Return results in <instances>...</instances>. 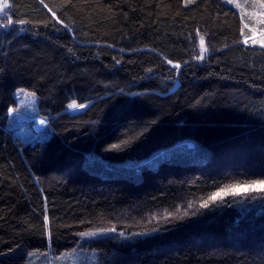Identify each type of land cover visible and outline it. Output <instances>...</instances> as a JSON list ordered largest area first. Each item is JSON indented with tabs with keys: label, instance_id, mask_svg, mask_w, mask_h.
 <instances>
[{
	"label": "trees",
	"instance_id": "16d2710c",
	"mask_svg": "<svg viewBox=\"0 0 264 264\" xmlns=\"http://www.w3.org/2000/svg\"><path fill=\"white\" fill-rule=\"evenodd\" d=\"M8 5L0 264H28L48 245L53 255L95 249L102 264H264V199H253L264 193L200 207L219 188L264 180V47L242 41L239 12L222 0ZM9 17L14 28L2 27ZM18 88L36 93L52 128L45 141L24 143L6 129ZM70 101L88 105L70 113ZM186 138L207 158L144 165L137 178L84 164L87 152L142 159ZM89 232L101 234L83 241Z\"/></svg>",
	"mask_w": 264,
	"mask_h": 264
},
{
	"label": "rangeland",
	"instance_id": "374dc122",
	"mask_svg": "<svg viewBox=\"0 0 264 264\" xmlns=\"http://www.w3.org/2000/svg\"><path fill=\"white\" fill-rule=\"evenodd\" d=\"M196 0H191L185 5H192ZM224 4L229 5L239 12L241 19L242 41L247 44L262 46L260 41H264V17L261 13L264 8L261 4L264 0H232V3H227V0H222ZM4 12H0V20L3 19ZM247 26V27H245ZM257 41L256 44L252 40ZM200 48V45H199ZM207 51L203 54L205 55ZM201 54V48H200ZM16 103L11 108L14 111L7 114L6 129L12 133L14 138L21 142L34 143L36 141H45L52 133L51 126L47 123V119L38 115V97L33 91L18 88L15 91ZM75 102L77 105L84 107L70 108L69 105ZM88 104H79L76 101H70L67 105V111L76 113L82 111ZM43 121V123H41ZM208 156V149L201 143L191 139H181L175 144L155 150L149 156L142 159H125L123 161H108L98 156L94 152H87L85 156V166L95 172L104 175H123L136 177L140 173V168L146 166H157L162 160L172 159L179 163L202 161ZM101 233L96 234L99 236ZM98 251L95 249L86 250L76 248L62 255H53L50 249L45 252H30L28 254V264H102L98 256ZM20 253V252H18Z\"/></svg>",
	"mask_w": 264,
	"mask_h": 264
},
{
	"label": "snow or ice",
	"instance_id": "6c2138e0",
	"mask_svg": "<svg viewBox=\"0 0 264 264\" xmlns=\"http://www.w3.org/2000/svg\"><path fill=\"white\" fill-rule=\"evenodd\" d=\"M42 2V0H41ZM191 0H186V3H190ZM227 3H232V0H227ZM8 0H0V12H4L5 15L7 14L6 10L8 9ZM261 7L264 8V3L261 4ZM55 16V13H53ZM261 16L264 17V12L261 13ZM62 23V21H60ZM15 23L18 24H24L25 21L19 20L16 21ZM261 23H264V20L261 21ZM2 27L8 28V27H13L14 24L12 19L9 17V23L7 25H3ZM247 27V26H245ZM243 33V29L241 30ZM264 31V30H262ZM245 43H247V40H245ZM253 44H256L257 41L255 39L252 40ZM262 45H264V41H260ZM200 48H201V59L203 58V54L207 51L205 47V40L204 37H200ZM169 64L172 63L171 60L168 61ZM176 68H179L180 65L177 64L175 65ZM70 108H75V107H84V105H77L75 102L69 105ZM14 110L9 108V113L13 112ZM43 123V121H41ZM112 147H117L116 145H113ZM251 191H258L260 193H264V180H259L255 181L251 184L241 186V185H227L223 188H219L216 192L210 194L206 200L201 201L200 207L202 208H208L210 207L211 204L216 203V202H223L224 197H227L228 195L236 196V195H246L247 193ZM253 199H264V196H258V197H253ZM189 208L192 207V203L190 202L188 205ZM187 214V212H185ZM169 216L173 215L172 213H168ZM45 220H47V217H45ZM100 231L107 232V231H115L114 228L112 229H101ZM97 233L94 232H89V233H82L81 235H96ZM123 234V233H121ZM142 234V233H141Z\"/></svg>",
	"mask_w": 264,
	"mask_h": 264
},
{
	"label": "bare ground",
	"instance_id": "6f19581e",
	"mask_svg": "<svg viewBox=\"0 0 264 264\" xmlns=\"http://www.w3.org/2000/svg\"><path fill=\"white\" fill-rule=\"evenodd\" d=\"M91 236H88V235H84V236H82V240L84 241V240H87V239H89ZM48 249H50V246L48 245V248H47V250ZM62 255V254H61Z\"/></svg>",
	"mask_w": 264,
	"mask_h": 264
}]
</instances>
